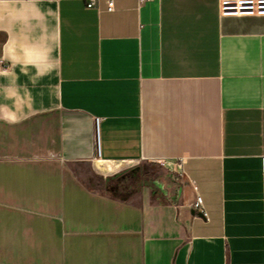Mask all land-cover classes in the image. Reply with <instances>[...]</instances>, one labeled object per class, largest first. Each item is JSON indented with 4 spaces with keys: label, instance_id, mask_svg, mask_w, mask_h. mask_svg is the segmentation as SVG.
Here are the masks:
<instances>
[{
    "label": "crops",
    "instance_id": "crops-1",
    "mask_svg": "<svg viewBox=\"0 0 264 264\" xmlns=\"http://www.w3.org/2000/svg\"><path fill=\"white\" fill-rule=\"evenodd\" d=\"M263 155L264 16L0 0V264H264Z\"/></svg>",
    "mask_w": 264,
    "mask_h": 264
},
{
    "label": "built area",
    "instance_id": "built-area-1",
    "mask_svg": "<svg viewBox=\"0 0 264 264\" xmlns=\"http://www.w3.org/2000/svg\"><path fill=\"white\" fill-rule=\"evenodd\" d=\"M88 8H92L96 0H84ZM109 8L113 9V0H108ZM220 13L222 16H264V0H220ZM100 119H95L98 130ZM261 172L264 175V155L261 156ZM195 209L204 216L206 213L200 199L195 204Z\"/></svg>",
    "mask_w": 264,
    "mask_h": 264
},
{
    "label": "rangeland",
    "instance_id": "rangeland-1",
    "mask_svg": "<svg viewBox=\"0 0 264 264\" xmlns=\"http://www.w3.org/2000/svg\"><path fill=\"white\" fill-rule=\"evenodd\" d=\"M144 167L146 168V174L150 175L154 178H158V177H165L166 173L164 172L163 168L158 166V165H153V164H145ZM80 174L83 178H91L92 179V183L96 186V187H100V181L99 179L93 175V173L90 170V166L88 164H83L80 167Z\"/></svg>",
    "mask_w": 264,
    "mask_h": 264
},
{
    "label": "trees",
    "instance_id": "trees-1",
    "mask_svg": "<svg viewBox=\"0 0 264 264\" xmlns=\"http://www.w3.org/2000/svg\"><path fill=\"white\" fill-rule=\"evenodd\" d=\"M97 178H98L99 181H100V184H99V185H103V181L101 180V178H99V177H97ZM89 184L95 186V185L92 183V179H91V178H89Z\"/></svg>",
    "mask_w": 264,
    "mask_h": 264
}]
</instances>
